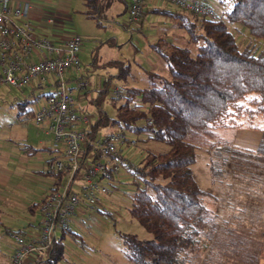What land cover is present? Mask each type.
Here are the masks:
<instances>
[{
	"label": "trees",
	"instance_id": "1",
	"mask_svg": "<svg viewBox=\"0 0 264 264\" xmlns=\"http://www.w3.org/2000/svg\"><path fill=\"white\" fill-rule=\"evenodd\" d=\"M83 1L86 17L98 26L101 3ZM218 4L222 10L215 18L186 13L178 24L188 41L196 46L194 55L188 47L174 45L161 36L149 45L165 63L168 76L148 73V87L139 88L126 82L132 70L129 62L110 61L103 67L114 69L115 74L104 77L94 90V98H87L92 113L87 108L80 111L90 118L85 127L90 139L108 129L109 133H124L134 141L168 147L164 152L147 150L141 160L134 158L129 162L127 213L150 235L148 239L120 235L123 253L132 264H182L190 255L197 256L200 238L212 239L216 213L207 207V199L218 204V198L201 189L195 178L192 166L196 163V151L209 156L212 183L230 174L248 185L264 187V51L251 46L241 48L228 28L238 25L251 38L264 42V0H218ZM149 13L177 15L156 7ZM48 95L40 92L31 100H22L17 118H31L32 109L26 110L25 106ZM242 129L261 133L255 151L234 146L235 134ZM44 150L53 155L49 159L52 160L57 148H22L29 156ZM129 150L134 148L128 147L123 152L131 156ZM62 176H51L54 187L60 185ZM116 183L110 185L107 195L111 188L119 187L120 180ZM102 198L99 196V203ZM39 205L34 204L29 211ZM256 214L259 218L260 213ZM106 215L111 218V214ZM243 231L227 226L217 231L211 247L217 263L260 264V247L241 236ZM64 239L63 234L50 258L38 259L33 264H58L64 256Z\"/></svg>",
	"mask_w": 264,
	"mask_h": 264
},
{
	"label": "rangeland",
	"instance_id": "2",
	"mask_svg": "<svg viewBox=\"0 0 264 264\" xmlns=\"http://www.w3.org/2000/svg\"><path fill=\"white\" fill-rule=\"evenodd\" d=\"M123 1L126 0H112L105 15L99 13L97 26L95 21L86 17L87 8L83 0H54L55 7L66 14L62 22L64 32L61 37L72 34L82 40L79 60L81 69L86 68L87 76L84 79L91 85L87 87L90 91L88 99L95 96L96 88L92 84L98 81L100 83L108 73L115 72L114 69L101 67L108 61L129 62L132 70L127 83L139 88L148 87V73L168 76L165 63L148 46L160 36L174 45L188 47L194 52L193 55L196 53V46L188 41V36L178 26L186 18L187 12L155 0V7L165 8L177 15L169 17L151 14L148 11L154 5L146 4L140 21L134 24L129 20L127 12L123 11ZM98 2L101 3L102 0ZM216 8L218 12L222 10L218 3ZM228 28L235 34L241 48L251 46L264 51V42L251 38L242 27L228 25ZM240 31L245 32L246 36ZM33 88V85H29L18 90L0 85V196L3 197L0 199V264H9V258L15 250L13 236L21 228L18 222L32 221L37 226L41 221L40 210L36 209L34 215H31L28 207L44 196L54 183L51 176L41 173L45 172V162L51 159V154L44 150L29 156L22 151L24 146L35 149L53 146V137L46 134L44 126L35 125L30 121L31 118H17L18 104L22 100H31L40 92L55 91L53 87L46 86L41 90ZM115 90L116 86L114 92ZM86 102L88 103L87 99ZM84 103L85 100L81 101L79 109L85 107L92 113L93 108ZM35 105L36 103L27 105L25 109H33ZM105 108L112 114L111 109L106 106ZM107 133L108 129L100 131L101 136ZM136 142V147L129 150V153L132 152L133 157L139 160L145 156L147 150L164 152L168 149L164 144L139 139ZM208 163L209 156L202 151H196V163L192 166L195 178L201 189L218 198V204L207 199V207L215 209L216 230L212 239L200 238L197 256L190 255L182 264H219L215 261L211 247L215 243L217 231L223 226L243 229L240 235L248 237L260 247L259 260L260 264H264V187L248 185L243 180L234 179L230 174L228 178L212 183ZM128 182L127 176L121 177L119 187L111 188L109 195L101 199L96 208L103 214L84 203L77 206L70 223V232L63 241L64 256L58 264H132L123 253L120 235L132 234L139 239H148L150 235L127 213L130 204L127 195ZM257 212L260 213V219L257 218ZM106 214H111V218Z\"/></svg>",
	"mask_w": 264,
	"mask_h": 264
},
{
	"label": "built area",
	"instance_id": "3",
	"mask_svg": "<svg viewBox=\"0 0 264 264\" xmlns=\"http://www.w3.org/2000/svg\"><path fill=\"white\" fill-rule=\"evenodd\" d=\"M147 1L127 0L131 23L140 21ZM161 1L199 17L215 18L218 13V0ZM81 44L77 35L52 39L37 34L24 10L0 1V85L18 90L29 85L55 89L36 102L30 121L44 126L57 148L44 171L52 177L63 174L60 185L47 190L40 200L41 221L35 232L14 234L15 250L9 264H33L50 258L61 235L70 232L77 206L97 205L99 196H107L110 185L126 176L129 162L134 160L133 154L123 152L136 147L128 135L108 133L90 139L86 134L90 118L80 113L77 104V95L89 86L82 78Z\"/></svg>",
	"mask_w": 264,
	"mask_h": 264
},
{
	"label": "crops",
	"instance_id": "4",
	"mask_svg": "<svg viewBox=\"0 0 264 264\" xmlns=\"http://www.w3.org/2000/svg\"><path fill=\"white\" fill-rule=\"evenodd\" d=\"M151 1L152 0L147 1L145 3V6H146V4H152L155 7L157 2L155 0H153L152 2ZM7 2L10 6L20 7L22 10H24L26 12L27 18L32 23V25L34 26V29H35L37 34L50 36V38L56 39V38L61 37L62 33L64 32L63 31L64 27L62 26V24H63L62 22H63V20H65L66 14H65V11H63L62 9L55 7L54 0H8ZM111 3H112V0H102V2H101L102 13H104V15H105V12H107L109 10ZM123 3H124L123 11L127 12V0L123 1ZM84 5H85V3H84ZM151 8H153V7H151ZM156 8H158V7H156ZM49 19H51L52 22H49ZM241 33H244L246 36L245 32L242 31ZM66 35H68V34H66ZM150 44L151 43H149L148 46ZM108 62H105V63H108ZM105 63H103V64H105ZM103 64L101 65V67H103ZM103 68H105V67H103ZM85 71H86V68L82 69L83 78H85V76H87ZM111 74H115V72L114 73H108L107 76L111 75ZM102 80H103V78H102ZM126 82H128V79ZM100 83H101V81H100ZM100 83H99V81L96 83H93L92 87L94 89L95 88L97 89V88H99ZM89 86H91L90 83H89ZM33 87L36 88L35 86H33ZM87 90L88 89L86 88V90H84L79 95H77V104L79 107H80L81 101L85 100V103H87L86 99L88 98V95L87 96L85 95V92H87ZM87 105H88V103H87ZM80 109H82V108H80ZM84 109H85V107H84ZM82 111H84V110L82 109ZM25 120H27V119H25ZM46 134L51 135L47 132H46ZM260 139H261V133L259 131L242 129V130L237 131L235 134L234 146L241 148V149L255 151L259 145ZM44 148H46V147H44ZM47 148H49V147H47ZM52 156L53 155H51V158H52ZM46 162H45V164H46ZM34 168H36V167H34ZM42 198H43V196L38 198L34 204L40 203V200ZM0 199H3V197L0 196ZM33 205L28 207V211H29V208L32 207ZM36 209H39V207ZM36 209H34L33 211H29V213L31 215H34ZM39 223H38V225H39ZM33 224L34 223L32 221L28 222V223L18 222V226L21 225V228L19 229V231H20L19 233L26 234V235H32L35 232V228L38 226V225L35 226Z\"/></svg>",
	"mask_w": 264,
	"mask_h": 264
}]
</instances>
